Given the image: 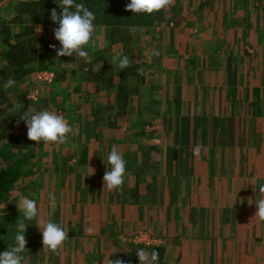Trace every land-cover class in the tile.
Listing matches in <instances>:
<instances>
[{
    "label": "crops",
    "instance_id": "1",
    "mask_svg": "<svg viewBox=\"0 0 264 264\" xmlns=\"http://www.w3.org/2000/svg\"><path fill=\"white\" fill-rule=\"evenodd\" d=\"M95 32L103 34L104 44L92 52L98 58L93 70L110 68L100 81L83 78L75 87L77 99L64 96L58 104L55 111L73 132L64 144L32 141L13 152L34 149L33 169L46 177L28 174L19 182L30 179L26 195L47 203L45 214L49 195L55 196L50 218L69 235L54 257L28 264H107L109 257L139 264L138 248L157 251L158 264H259L264 222L254 217L253 189L264 182V116L241 114L240 102L247 99L239 82L258 78L254 87L264 97V0H174L148 26L119 34L96 26ZM153 50L160 55L152 56ZM117 52L131 60L124 76L111 63ZM88 62L82 59L83 68L72 72L85 71ZM61 88L67 90L66 81ZM21 91L18 99L26 93ZM67 102L76 111L61 106ZM119 104L126 113L109 126ZM161 121L170 134L157 136ZM139 122L137 130L122 127ZM113 145L126 161L122 192L103 189ZM40 147L50 148L49 163H38ZM13 154L4 167L13 163ZM9 192L0 191L2 205ZM37 220L28 223L32 232L40 231ZM140 230L152 244L134 239Z\"/></svg>",
    "mask_w": 264,
    "mask_h": 264
},
{
    "label": "clouds",
    "instance_id": "2",
    "mask_svg": "<svg viewBox=\"0 0 264 264\" xmlns=\"http://www.w3.org/2000/svg\"><path fill=\"white\" fill-rule=\"evenodd\" d=\"M173 3L174 0H130L125 8L134 14H152L169 8ZM58 6L61 11L58 12L56 8L51 9L49 18L54 24L58 25L52 31L60 46L50 44L49 47L55 50L56 57H73L75 55L77 58L87 61L89 52L86 48L92 43L93 33L96 29L94 23L96 20L95 13L79 0H60ZM151 55L159 56L160 53L153 50ZM111 63L123 71L130 66L131 60L129 56L117 52L112 55ZM143 71L142 68L138 69L141 74ZM15 84V79L9 77L3 87L8 89ZM22 108V104L15 103L8 111L10 114L20 113L17 123L23 121L27 129V138L31 141L38 144L40 142L44 144H64L68 135L73 132V127L61 113L47 109H28L21 112ZM106 165L107 169L103 175V189L108 192L114 190L122 192L126 174V161L117 145H113L107 154ZM254 185L256 186L253 189L256 193L254 217L264 222V182L254 183ZM48 200L50 211L46 215L49 218L37 220L41 215L37 201L30 198V196H21L18 210L22 212L23 219H20L16 225L14 245L0 252V264H23L24 256L22 254L26 251L27 245L25 237L27 224L25 221L37 220V226L42 234V244L44 248L53 253L57 252L69 238L64 227L50 218L56 209L55 196L50 194ZM88 231L91 233L92 229L89 228ZM135 254L138 257L139 264H158L159 253L157 251L149 253L144 248H138ZM107 264H126V262L120 258L112 259L109 257ZM128 264H131V262L129 261Z\"/></svg>",
    "mask_w": 264,
    "mask_h": 264
},
{
    "label": "trees",
    "instance_id": "3",
    "mask_svg": "<svg viewBox=\"0 0 264 264\" xmlns=\"http://www.w3.org/2000/svg\"><path fill=\"white\" fill-rule=\"evenodd\" d=\"M2 1L0 0V2ZM59 2L60 0H18L13 16L9 19H0V103L7 101V106L0 112V143L4 146L8 143L11 145L19 137L16 133L17 126L18 129L25 127L23 121L17 123L20 113H9L8 109L13 104L6 98V90L19 87L28 76L36 73L39 69L57 70L60 67L57 71L58 78L64 80L66 77L70 78L72 71L69 72L62 63L76 61L78 67L83 68L82 59L75 55L73 57H56L55 50L49 47L53 43L48 39L39 37L35 32L38 25H56L49 17L51 9L56 8L58 12L61 11L58 6ZM79 2H83L95 13L96 20L94 23L96 26H109L112 28L113 34H119L130 26H148L153 23L155 14V12L152 14H134L130 10H126L125 6L130 0H79ZM126 38L124 40L125 45L127 43ZM56 45L59 47V42ZM99 54L97 53V56ZM97 59L95 58L94 62L86 63L87 68L83 71L84 78L92 81L94 79L100 81L105 78L110 65L105 64L103 69L97 73L93 70V68L98 69ZM106 61L108 62V60ZM123 74H125V70L121 71V75ZM123 76L121 79L124 78ZM9 77L14 78L16 84L5 89L3 85ZM121 86L119 85V87ZM123 88L125 87L120 89ZM19 97V103L21 102L23 105L21 112L30 109V100L27 99L26 93L19 94ZM122 104H119L115 108V112L112 113V119L108 120L109 126H114L115 122L111 123L114 118L124 116L126 113V107ZM201 132L204 133V129ZM13 156L15 159L12 164L7 167H0V191L3 192L15 188L22 176L35 172L33 169L35 165L31 163L35 158L33 148L28 149L20 156L18 154H13ZM1 226L0 223V230ZM5 243L4 240H0V252L4 248L2 244L5 245Z\"/></svg>",
    "mask_w": 264,
    "mask_h": 264
},
{
    "label": "rangeland",
    "instance_id": "4",
    "mask_svg": "<svg viewBox=\"0 0 264 264\" xmlns=\"http://www.w3.org/2000/svg\"><path fill=\"white\" fill-rule=\"evenodd\" d=\"M3 1H5V0H3ZM3 1L0 2V4H1L0 5V19H2V17L5 19L6 18L9 19L13 13L12 11H10V9L14 6L13 4H15L18 0H6L5 2H3ZM54 27H57V26L49 25V24L38 25L37 28H35V32H37V35L39 37L46 38L51 43L52 42L56 43L57 40H55L54 35H53V31H52ZM102 38H104L103 34H101V36H99L98 33L95 32V34L93 36L92 43L89 45V47L86 48V50L89 52V58H88L87 62L91 58H94V59L97 58L93 55L92 52H95L98 48H102L101 45L104 44V40L102 41ZM1 47H3V46H1ZM62 65H63V67L67 68L69 70V72H71L72 70L75 71L78 63L76 61H72L69 63H62ZM59 69H60V67L57 70L56 69H49V70H53L55 72V80L52 84L43 85V84L36 83L34 80L36 73H34V74H31L30 76H28L22 82V84L19 87H13V89L6 90V92H7L6 98L9 100L10 103H12L14 105L15 103H19L18 92H20L21 90L25 91L26 94H27V91H30V90L36 91L38 93V97H37L36 101H33V102L31 101V103H30V106L32 107V108L30 107L31 109H33V110L47 109L50 111L51 110L57 111L59 109L58 104L61 102L62 99H64V96H65V99H68V100H70L69 98L77 99L76 94L74 93L75 89H77L75 87H78L77 86L78 83L81 84L83 82V78H84L82 76L83 72L79 71L78 73L72 72V74L70 75V78L66 77V79L61 80L58 78V74H57V71ZM39 70H45V69H39ZM39 70H37V71H39ZM251 77L250 76H244V78H242V82H239V84H243L244 86L246 85V87H244V88H245V97L247 99V102H242V101L240 102V108H242L241 114L244 115L246 113V115H249V117L250 118L252 117V119L254 120V115H257L260 117L264 116V106L260 107L261 103H263L262 100H264V97H261V95H262L261 89H260V91L258 89H256L258 84L255 85V87H254V81H256V83L259 82L258 78H256V80H254ZM63 81H66V86H67L66 89L67 90H64L63 88H61ZM234 103H232V104H234ZM20 104H21V102H20ZM241 105H243V107ZM5 106H7V101H3L2 103H0V112ZM61 106L65 110L70 109V110L76 111V108L75 109L71 108L72 107L71 102L64 103ZM60 109H62V108H60ZM63 112H64V110H63ZM104 115L106 117V111L104 112ZM232 116H235V114H233ZM156 124H158V125L161 124V129L157 133V136L159 135L160 132H167L168 134H170V132H168L170 130V128L168 130L165 129V124L163 121L157 122ZM137 125H141V123L140 122L139 123H133L131 125L126 124V125H123L122 127H125L126 128L125 130L128 129L131 131V130H137L139 128V126H137ZM195 130L197 131V133H200L198 125L196 126ZM83 131L85 132L86 128L84 129V127H83L82 132ZM188 131H189V129H188ZM16 133L19 135V137L11 145L8 143L6 146H4V144L0 143V167H4V165H7L9 163L10 157H11L10 155L13 154V152L24 149V144H26L27 142H28V144H32V141L26 137L27 136L26 127H20L18 129V126H17ZM171 136L172 135H170V137ZM227 141L229 143L232 142L231 139H228ZM40 148H41L40 153H39V156L37 158L38 163H40L42 159L45 162L49 163L50 162V159H49L50 148L44 147L45 148L44 151H43V147H40ZM179 161H181V157L179 158ZM30 174L36 180L46 177V174H44V173L32 172ZM27 180H30V179H26L25 182H23V181L19 182L15 186L14 190H11L12 191L11 193L9 192L11 194L10 196H8V194H7L6 202L4 205H2L4 202V199L0 200V212L3 213V214H0V216H2V217H0V223L2 224L1 230H0L1 231L0 240H4L6 242L5 245L2 244L4 246V248L1 252L7 250L8 248H10L11 246L14 245V242H15L14 236L16 233V225L20 220V219H18V204L20 202L21 196H30V198H33L31 194L26 195V192L30 189L31 184H32V182H28ZM36 201H37L38 208L40 209V212H41L40 217H38L37 219H42L43 216L45 218L46 214L44 211V206L47 203L45 204V202L42 201L41 199H38ZM25 223L27 224L26 232H25V237L27 239V245H26V251L22 254L24 256L23 262H26V264H28V262L34 263L35 259H38V258H41V259L43 258L45 260L46 255H47L48 259L51 257H54V253L51 251H49L47 253V251H45V250H42V251L39 250L40 248H44V247H40V243L42 241L41 231L38 230L37 232H32V230L29 228V224H28L30 222L25 221ZM32 229H34V228H32ZM140 231H138V232H140ZM137 234L138 233H136V235ZM146 251L149 252L148 249H146ZM159 260H160V255H159Z\"/></svg>",
    "mask_w": 264,
    "mask_h": 264
},
{
    "label": "built area",
    "instance_id": "5",
    "mask_svg": "<svg viewBox=\"0 0 264 264\" xmlns=\"http://www.w3.org/2000/svg\"><path fill=\"white\" fill-rule=\"evenodd\" d=\"M35 82L38 84L43 85H49L52 84L55 80V72L53 70L45 69V70H39L36 72L35 75ZM27 97L31 101H36L38 97V93L36 91H27ZM134 239L137 242L144 243L146 245H150L153 243V239L151 236L146 234L144 231L138 232L137 235H135ZM259 264H264V258L260 260Z\"/></svg>",
    "mask_w": 264,
    "mask_h": 264
}]
</instances>
